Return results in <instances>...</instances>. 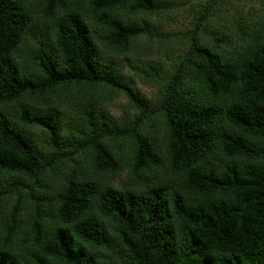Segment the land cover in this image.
Here are the masks:
<instances>
[{
	"label": "trees",
	"instance_id": "trees-1",
	"mask_svg": "<svg viewBox=\"0 0 264 264\" xmlns=\"http://www.w3.org/2000/svg\"><path fill=\"white\" fill-rule=\"evenodd\" d=\"M161 9L0 0V264H264V41L193 38L149 99L108 55ZM103 88L132 121L99 107Z\"/></svg>",
	"mask_w": 264,
	"mask_h": 264
},
{
	"label": "rangeland",
	"instance_id": "rangeland-1",
	"mask_svg": "<svg viewBox=\"0 0 264 264\" xmlns=\"http://www.w3.org/2000/svg\"><path fill=\"white\" fill-rule=\"evenodd\" d=\"M158 1L162 6L159 13L132 17L136 24L145 25L147 32L137 37L126 53L108 55L117 62L125 78L134 83V89L149 99L160 97L158 81L181 61L193 38L211 47L216 45V37L233 47L244 42L243 39L264 41V0ZM97 102L120 125L132 121L138 113L124 94L114 95L105 88L99 90ZM163 129L161 124L147 126L161 142ZM127 173V170L121 172L114 185L120 187V182L127 180ZM51 181L54 191L62 178ZM15 202V197L8 198L3 214H9ZM21 217L22 222L29 218L25 206Z\"/></svg>",
	"mask_w": 264,
	"mask_h": 264
}]
</instances>
